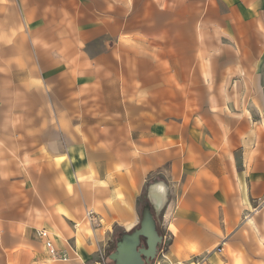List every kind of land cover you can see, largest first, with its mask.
I'll return each instance as SVG.
<instances>
[{
    "label": "crops",
    "instance_id": "crops-1",
    "mask_svg": "<svg viewBox=\"0 0 264 264\" xmlns=\"http://www.w3.org/2000/svg\"><path fill=\"white\" fill-rule=\"evenodd\" d=\"M134 11L145 13L138 25L126 18ZM183 26L199 28L200 47L180 71ZM263 59L264 0H0V233L15 229L0 264H78L72 228L87 211L94 234L169 237L162 264H264ZM67 92L75 110L91 92V129ZM139 92L171 93L170 105L155 98L149 113L131 103ZM20 187L26 201L5 196ZM36 219L67 262L29 242Z\"/></svg>",
    "mask_w": 264,
    "mask_h": 264
},
{
    "label": "rangeland",
    "instance_id": "rangeland-1",
    "mask_svg": "<svg viewBox=\"0 0 264 264\" xmlns=\"http://www.w3.org/2000/svg\"><path fill=\"white\" fill-rule=\"evenodd\" d=\"M121 8H122L121 4H116V10H117L116 16L118 18L125 17V15H126V12L123 13ZM85 13L88 15L86 16ZM181 15L182 14H180V16ZM144 16H145L144 12L134 11V12H130L128 14V17H126V18H127V20H130V21L132 20L131 21L132 25H138L140 19H143V20L146 19ZM151 16L154 17L152 14L150 15V17ZM141 17H143V18H141ZM83 19H84V21L90 19V14L87 13L85 10H84V18ZM182 19H184V21H182ZM186 19H189V18L180 17V23H184L186 25L188 23V21ZM123 30L124 29H122V28H116L115 29L116 38L121 37ZM125 30H130L133 33L141 32V33L149 34L151 32H154L155 29L147 28V27L139 28L137 26H131L130 29H125ZM156 30H158V29H156ZM163 30L169 31L167 33V35L163 37L162 51L165 53V52H169V50H170L171 38H170V29L164 28ZM178 32H179V34H178L179 35V43H178L179 68L181 71V70H185V68L187 66L188 61L186 60V56H187L188 52L192 53L194 50L195 51L199 50L200 45L198 44V39H199L200 35H199V28H191V27H186V26L180 27L178 29ZM85 35H86V37H88L90 39V28L89 27L88 28L86 27L84 29V36ZM115 48L116 49L118 48L117 44H116ZM88 50H89L90 54H93L96 51H98L99 48L96 45H91V43H90L88 45ZM232 52H234L232 49H230L228 51V53H227L228 57L230 56L229 53H232ZM233 62L234 61H232V60H228L227 64H233ZM259 70L262 74V83L264 85V59L259 62ZM59 94L60 93H52L51 94L52 99L57 100L59 98ZM130 94H131V98H130L131 103L136 97V99H141L143 101H146L145 110L147 112L155 114L156 111H158V108H155L151 104L152 100L157 98L156 95L158 93L139 92V93H130ZM71 95H72L71 92H67V94H66V102L68 105H71L70 110L73 112L77 111V114L83 115V122L84 123L81 126L82 128H84L85 130L91 129L93 125L90 123L89 120L91 119L92 115L94 116V114L96 113V112H94V110L96 108L91 107V104L93 102L91 92H83L82 93V95H81L82 96V104L87 105V106L83 107L82 109H79L77 107V110L74 109V107H75L74 100L75 99L78 100V98H75ZM114 95L116 96V99L118 98L120 100L127 101L126 97H123L122 93L116 92ZM170 96H171V93H161V98L166 100L168 102V104H169ZM185 96H186L185 92H183V91L179 92V99L180 100H182L183 97L185 98ZM161 98H157V99H161ZM263 115H264V111H263ZM106 126L108 128V125H106ZM112 135L113 134H111V136ZM109 142L113 143L114 140L111 139ZM1 174H3V177L9 175L8 172H3ZM3 190H5V192H6V193H4L5 196L11 195V192H12V193L17 194L19 197L24 198V201H26V196H27L26 190L27 189L25 187H20V188H16V189L3 188ZM32 191H36V193H38V191H41V188L36 187ZM139 205H140V209L145 208L147 206L146 201L143 198L140 199ZM40 208H41V205H40ZM39 209H38V211L40 212ZM152 217L154 219L157 232H159V234H163L164 224L161 221L159 214H157L155 211H153ZM4 223H6V221H4ZM32 223H33V225H35V227H34V231L32 233L29 232V234L27 236L28 240L30 243L36 244L37 247H41V244L39 242V238L37 236V232L41 229H45V227L42 226V220L41 219H36V220L32 221ZM96 227H97L96 222H89L86 219V217H84L82 220L78 221V223H74V225H73L72 230L75 233V238H73L72 241H70V244L72 246V249L75 250L73 253L76 256L74 254H73V256L77 259L78 264H98V263H102L103 260L108 264H119V262L115 263V262L111 261L110 260L111 256L114 253H116V249L118 248L119 244H124V243L128 244V243H131L132 241H134L135 235H136L135 239L138 241L137 249H139L141 247L142 248L145 247V238L136 234L137 233V232H135L136 230L128 232V231H124L120 228H112V230L109 228V229L101 232L100 234H94L93 229ZM138 227H139V225H138ZM138 227L136 229H138ZM88 229L92 230V232H93L92 235H89V236L87 235ZM14 233H15L14 226H13V224H10V222L7 223V226L3 229V232L0 233V262L3 259H6L7 251H5L3 248L7 244V241L10 240V238L14 237ZM75 239L78 240L80 245H82V250L80 248V245H78V248H77L76 243H75L76 242ZM165 242L166 243L169 242V237L166 238Z\"/></svg>",
    "mask_w": 264,
    "mask_h": 264
},
{
    "label": "water",
    "instance_id": "water-1",
    "mask_svg": "<svg viewBox=\"0 0 264 264\" xmlns=\"http://www.w3.org/2000/svg\"><path fill=\"white\" fill-rule=\"evenodd\" d=\"M146 226V225H144ZM139 236L145 238L147 244L144 248L138 247V241L134 237V241L131 243L119 244L116 249V253H114L110 260L119 264H148L151 260L154 259L157 248L162 241V237L156 239L154 235L146 230L143 234H139V231L136 233Z\"/></svg>",
    "mask_w": 264,
    "mask_h": 264
},
{
    "label": "built area",
    "instance_id": "built-area-1",
    "mask_svg": "<svg viewBox=\"0 0 264 264\" xmlns=\"http://www.w3.org/2000/svg\"><path fill=\"white\" fill-rule=\"evenodd\" d=\"M85 217L89 222H96L92 211H87ZM37 236L52 259L62 262H67L69 260V256L65 250H60L54 246L53 236L50 231H48L47 229H41L37 232ZM166 238V236L162 237V241L157 248L154 259L151 260L148 264H162V262L165 260V253L168 245V243L165 242ZM98 264L108 263L103 260L102 263Z\"/></svg>",
    "mask_w": 264,
    "mask_h": 264
},
{
    "label": "bare ground",
    "instance_id": "bare-ground-1",
    "mask_svg": "<svg viewBox=\"0 0 264 264\" xmlns=\"http://www.w3.org/2000/svg\"><path fill=\"white\" fill-rule=\"evenodd\" d=\"M92 233L91 231H89V234Z\"/></svg>",
    "mask_w": 264,
    "mask_h": 264
}]
</instances>
